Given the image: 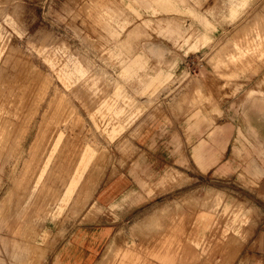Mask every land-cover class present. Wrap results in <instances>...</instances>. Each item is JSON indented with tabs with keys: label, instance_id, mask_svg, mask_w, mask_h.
<instances>
[{
	"label": "rangeland",
	"instance_id": "1",
	"mask_svg": "<svg viewBox=\"0 0 264 264\" xmlns=\"http://www.w3.org/2000/svg\"><path fill=\"white\" fill-rule=\"evenodd\" d=\"M262 115L264 0H0V264H56L98 214L92 264H264ZM148 125L168 160L137 167ZM126 165L134 194L98 205Z\"/></svg>",
	"mask_w": 264,
	"mask_h": 264
},
{
	"label": "crops",
	"instance_id": "2",
	"mask_svg": "<svg viewBox=\"0 0 264 264\" xmlns=\"http://www.w3.org/2000/svg\"><path fill=\"white\" fill-rule=\"evenodd\" d=\"M254 122H259L260 125H256L258 130L257 135L253 138L258 142L259 148H261V159L256 160L247 170L245 180L254 182L252 178L256 171L259 172V178L253 184H248L251 187H258L259 191L264 197V115L260 116L258 120H250L249 123L253 125ZM246 123L243 119L241 121L230 122L234 125V131L237 130L238 124ZM166 130L161 129L160 126L148 125L140 132L138 138L134 141L137 143V153L135 154L136 166H139V162L143 160L144 154L151 153L168 160V153L166 151ZM233 131V129H232ZM165 138V139H164ZM235 139H238V133L236 132V138L231 137V143ZM152 144V146L150 145ZM139 149V150H138ZM167 153L166 157L164 154ZM159 155V156H158ZM152 166V165H151ZM149 166V168H151ZM159 170V169H158ZM137 173L138 171L135 170ZM135 171L131 167H122L119 172L108 180L102 187H100L95 195L98 205L111 209V205H119L120 201L129 196L134 189L135 177L137 176ZM235 173V172H234ZM134 192V191H133ZM122 208L113 209L115 212L122 211ZM125 209H127L125 207ZM119 214V213H118ZM109 217V216H108ZM113 220L107 219V215L104 214L94 215L83 221L79 226L73 228V231L69 233L65 239L60 241L59 247L56 249L53 255V261L56 264H92V260L95 258L96 253L105 242L113 230ZM264 253V243L262 244V250Z\"/></svg>",
	"mask_w": 264,
	"mask_h": 264
},
{
	"label": "bare ground",
	"instance_id": "3",
	"mask_svg": "<svg viewBox=\"0 0 264 264\" xmlns=\"http://www.w3.org/2000/svg\"><path fill=\"white\" fill-rule=\"evenodd\" d=\"M16 105V104H15Z\"/></svg>",
	"mask_w": 264,
	"mask_h": 264
}]
</instances>
